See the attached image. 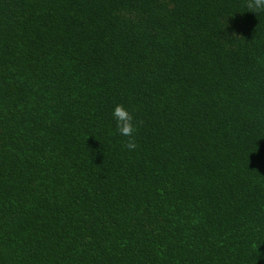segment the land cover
<instances>
[{"label":"trees","instance_id":"16d2710c","mask_svg":"<svg viewBox=\"0 0 264 264\" xmlns=\"http://www.w3.org/2000/svg\"><path fill=\"white\" fill-rule=\"evenodd\" d=\"M254 6L0 0V264H264Z\"/></svg>","mask_w":264,"mask_h":264},{"label":"clouds","instance_id":"9594fccd","mask_svg":"<svg viewBox=\"0 0 264 264\" xmlns=\"http://www.w3.org/2000/svg\"><path fill=\"white\" fill-rule=\"evenodd\" d=\"M254 5V12L257 13L258 10H264V0H254ZM111 116L116 122L120 135L131 137L135 131V126L132 123L133 117L129 113L128 109L124 105L118 104L112 110ZM126 147L131 151L135 149L136 143L130 140Z\"/></svg>","mask_w":264,"mask_h":264}]
</instances>
